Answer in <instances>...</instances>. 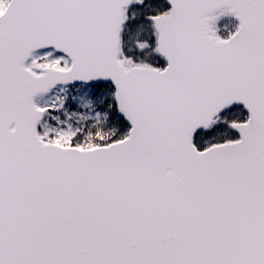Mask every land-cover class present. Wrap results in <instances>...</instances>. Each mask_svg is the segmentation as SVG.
Here are the masks:
<instances>
[{"label":"snow or ice","instance_id":"6c2138e0","mask_svg":"<svg viewBox=\"0 0 264 264\" xmlns=\"http://www.w3.org/2000/svg\"><path fill=\"white\" fill-rule=\"evenodd\" d=\"M0 264H264V0H0Z\"/></svg>","mask_w":264,"mask_h":264}]
</instances>
